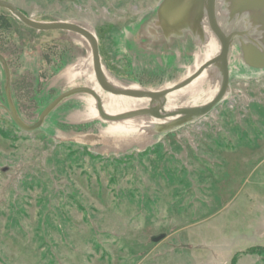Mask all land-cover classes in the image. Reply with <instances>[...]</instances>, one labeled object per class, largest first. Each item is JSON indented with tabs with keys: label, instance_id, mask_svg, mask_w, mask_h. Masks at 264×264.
I'll list each match as a JSON object with an SVG mask.
<instances>
[{
	"label": "rangeland",
	"instance_id": "obj_1",
	"mask_svg": "<svg viewBox=\"0 0 264 264\" xmlns=\"http://www.w3.org/2000/svg\"><path fill=\"white\" fill-rule=\"evenodd\" d=\"M5 1L35 22L91 32L106 78L121 88H170L213 44L200 11L166 35L157 19L165 0ZM238 17L231 21L243 26L239 39L254 37L246 40L254 46L252 16ZM0 18L11 31L0 32V264H264V68L246 65L238 40L220 103L149 135L92 110L85 90L96 95L98 84L84 38L34 31L4 9ZM15 36L27 59L18 61L8 44ZM62 63L64 77L52 76ZM33 74L39 83L53 79L52 95L39 91ZM220 83L217 68L183 109L210 102ZM75 91L33 131L13 121L12 111L32 126ZM114 127L124 132L110 135Z\"/></svg>",
	"mask_w": 264,
	"mask_h": 264
},
{
	"label": "water",
	"instance_id": "obj_2",
	"mask_svg": "<svg viewBox=\"0 0 264 264\" xmlns=\"http://www.w3.org/2000/svg\"><path fill=\"white\" fill-rule=\"evenodd\" d=\"M227 4V9H229V14L231 16H239L238 19L243 18V16H252L251 25L254 26V29L257 31L258 36L257 41L254 42V46L249 43H242L240 45L242 50V57L246 63L251 68L263 69L264 68V0H224ZM215 4L216 0H165L161 8L158 11L157 19L162 25L164 31L168 32L166 35L169 36L178 34L179 29L184 25L190 23L191 17L195 12L200 11L206 20L207 27L210 29L211 33L216 36L220 44V50L216 57H213L209 61L204 62L191 76L187 77L178 84L173 85L170 88H166L160 91H143V90H130V89H118L109 84L103 69L101 67L98 45L95 36L87 31L85 28L64 22H52V23H39L35 22L25 15H23L15 6L11 3L0 0V9H4L11 13L18 21H20L24 26L38 32L46 31H62L77 34L84 38L90 47L92 60H93V71L97 81L98 86L103 92L116 95V96H125L135 99H147L150 102L154 100H163L166 95L180 90L189 84H191L195 79H197L208 67L216 66L221 73V83L218 93L214 98L199 107L188 108V109H179L175 113L166 114L164 116L160 115V110L157 108L149 107L143 111L136 113H130L126 115L118 116H108L105 115L100 107L99 98L91 91L85 90V92L93 95L97 107L99 116L103 119H106L110 122H118L121 120L134 118L137 116H150L153 119H161L167 117L180 116V118L173 123L165 127H156L146 130L147 134H160L168 130L173 129L174 127L201 118L209 114L215 106H217L220 101L223 99L229 82L228 74V55L231 47V40L234 36H244L239 32H231L228 34L223 33L219 28L217 21L215 19ZM191 18V19H189ZM232 18V17H231ZM194 22V21H192ZM160 23V26H161ZM171 31V32H170ZM172 33V34H171ZM254 41V40H251ZM80 91L71 92L65 95L60 96L56 99L41 115L36 124L32 126H27L23 124L15 113L12 111L11 116L15 124L24 131H33L41 126L47 114L58 106L61 102L67 99L69 96ZM82 92V91H81ZM161 237H156L152 241L157 242Z\"/></svg>",
	"mask_w": 264,
	"mask_h": 264
},
{
	"label": "bare ground",
	"instance_id": "obj_3",
	"mask_svg": "<svg viewBox=\"0 0 264 264\" xmlns=\"http://www.w3.org/2000/svg\"><path fill=\"white\" fill-rule=\"evenodd\" d=\"M218 3H219V5H218ZM224 3H225L224 0H219L215 4V19L217 21L219 28L225 34L234 32L236 30H240L241 27H243V26L238 24L237 22L231 21L232 16L229 14V9H227V7L224 8V6L227 5L225 3V5L223 6ZM206 26H207V23H206ZM247 38L249 40H255L254 37L251 38L250 36L243 37V39H241V38L239 39L238 36H234L231 40V47H232V43L234 41H237V40H238V44H240V45H242V43H244V44L247 43V41H246V40H248ZM210 41L213 44L210 43L211 48L208 51V53H210V54H208L206 61H209L213 57H216L217 54L219 53V50H220V44H219V41L217 40L215 35H213V37L211 38ZM215 70H217L216 66L208 67L197 79H195L188 86L166 95L163 100H154L152 102H150L149 100L135 99V98H129V97H125V96H116V95H112V94H109L106 92H105V94L100 93V91H99L100 87L96 86L95 82L93 84L95 85V88H96V95L99 98L101 110H102V112L105 111V113H107V115L109 114V115L114 116V115H126V114H130V113H136L139 111H143V110H145L151 106L153 108L159 109L160 115L164 116L166 114L175 113L177 110L183 109L184 107H190L191 104H189V103H192V102L187 101L188 99H186V97L188 95H192L193 92H194V94H197V92L199 91V87L202 86V84L205 81V78H207V76H208V78H210L212 75V72ZM64 74H66V73H64ZM91 77L94 81L93 75ZM107 80H108L110 85H112L113 87H116L118 89H130V90H139L140 89L137 85H133V86L128 87V88H121L115 82H113L109 79H107ZM179 102L181 104H179ZM180 106H183V107L180 108ZM91 107H92V110L97 115V113H98L97 103H92ZM144 117H146V116H137V117L131 118V120L125 119L124 121H127L128 124H126L124 126L130 128V129L131 128L133 129L136 127H141V129L137 133H142V132L147 133L146 130H148L150 128L165 127V126H168L169 124L173 123L174 121H176L180 118V116H175V117H167V118H161V119H153L152 118V120H150V122L141 121L142 120L141 118H144ZM120 129H119V127H114L109 133H110V135L111 134L117 135L119 133H123L124 130L121 131ZM122 129H124V127H122Z\"/></svg>",
	"mask_w": 264,
	"mask_h": 264
},
{
	"label": "trees",
	"instance_id": "obj_4",
	"mask_svg": "<svg viewBox=\"0 0 264 264\" xmlns=\"http://www.w3.org/2000/svg\"><path fill=\"white\" fill-rule=\"evenodd\" d=\"M0 20H1V18H0ZM3 24L0 22V28H2L3 30L2 31H0L1 33L2 32H8V33H10L11 31L10 30H8V29H4V27L2 26ZM11 35H13V34H11ZM16 35V34H15ZM10 36V35H9ZM8 40L11 42V43H8L9 45L11 44V47L12 48H14V50H16L17 51V55H16V58H17V60L18 61H21V58L23 57L24 59L26 58L27 59V57H26V55H24L23 53V49H22V45H21V43L18 41V37L17 36H15L14 38H8ZM14 40H15V43H14ZM8 46V45H7ZM65 64H67V62H64ZM65 64H61V67L63 68L62 70L60 69V70H56V71H53V75L52 76H54V75H57V78H62L63 76L62 75H64V73L66 72V68L68 67V66H66ZM66 66V67H65ZM34 75V74H33ZM32 75V76H33ZM35 75H34V78L32 79L33 80V84L34 83H39V81H37V79H35ZM53 82V79H51V77L49 78V79H45L43 82H40L39 84H38V87L40 88L39 89V91H43V92H45V94H48V95H52V93H53V91H52V89H50L49 88V86H50V84ZM55 82V81H54ZM36 85V84H35ZM15 88H16V86H15ZM15 88H14V84L13 85H11V91L14 93V90H15Z\"/></svg>",
	"mask_w": 264,
	"mask_h": 264
}]
</instances>
